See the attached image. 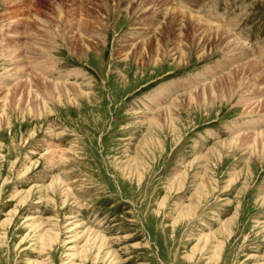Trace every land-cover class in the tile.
<instances>
[{
    "label": "rangeland",
    "instance_id": "1",
    "mask_svg": "<svg viewBox=\"0 0 264 264\" xmlns=\"http://www.w3.org/2000/svg\"><path fill=\"white\" fill-rule=\"evenodd\" d=\"M165 1L0 0V264H264V0Z\"/></svg>",
    "mask_w": 264,
    "mask_h": 264
},
{
    "label": "bare ground",
    "instance_id": "2",
    "mask_svg": "<svg viewBox=\"0 0 264 264\" xmlns=\"http://www.w3.org/2000/svg\"><path fill=\"white\" fill-rule=\"evenodd\" d=\"M114 1V0H113ZM151 1V2H150ZM148 0V2H150V3H152V1L153 0ZM158 1V0H157ZM160 2H161V4H162V0H160ZM149 3V4H150ZM166 3V1L164 0V2H163V4H165ZM167 5H169V2H167ZM166 4H165V7L167 6ZM164 7V8H165ZM175 8V7H174ZM163 10V9H162ZM168 10H169V8H168ZM178 10V9H177ZM176 9H173L172 8V10H170L169 12L167 11V10H164L163 12H164V14L165 15H169V18L172 20V21H179V23H181V21H183L184 19L186 20V24H188L187 25V27H186V25L185 26H182L181 24H179L178 22H176V23H178V24H176V28L174 29L173 27H165L166 29H167V31H166V29H163L164 28V26L162 27V30H160V35L164 32V34L165 33H168L169 34V32L171 31V34H170V36H174V37H178L180 34L181 35H185V37H186V39H190L191 38V40L195 43V44H199L200 42H201V40H202V37L205 35H207L208 34V38H209V34H211L212 32H215V31H218V28H208V27H205V25L204 26H202V24H201V22H199L197 19H194L193 17H188V16H190V15H187V16H184L185 14H183V13H181L180 12V14H178L179 12V10L177 11ZM162 12V13H163ZM180 18V19H179ZM170 21V20H169ZM168 22V21H167ZM201 24V25H200ZM85 26V25H84ZM184 27H186V28H184ZM188 28V30H186ZM17 30V29H16ZM81 30V29H80ZM154 31V30H153ZM19 31L17 30V32L16 33H18ZM176 32V33H175ZM178 32V33H177ZM223 33V32H222ZM221 33V34H222ZM77 34H78V32H77ZM167 34V35H168ZM212 34H214V33H212ZM219 34H220V32H219ZM220 34V35H221ZM228 34V33H227ZM180 35V36H181ZM219 35V36H220ZM224 35H225V33H224ZM159 36V35H158ZM222 36H223V34H222ZM221 36V37H222ZM227 36V35H226ZM77 37V36H76ZM83 37V36H82ZM82 37L80 36V38L82 39ZM182 37V36H181ZM213 37V36H212ZM220 37V38H221ZM166 38L168 39V37L166 36ZM204 38V37H203ZM207 38V37H206ZM216 37H214V39H215ZM219 38V37H218ZM11 39V38H10ZM84 39V38H83ZM82 39V40H83ZM88 39V38H87ZM162 39V38H161ZM223 39V38H222ZM225 39V38H224ZM79 40V39H78ZM178 40L180 41V39H177L176 38V41L178 42ZM206 40V39H205ZM209 40V39H208ZM203 41V40H202ZM222 40H220L219 42H221ZM225 41H226V39H225ZM234 41V40H233ZM232 41V42H233ZM12 42H14L15 44H16V41H13V39H11L10 40V43L9 44H12ZM76 42V41H75ZM74 42V43H75ZM154 42V41H153ZM159 42V41H158ZM213 42V41H212ZM214 42H216V41H214ZM213 42V43H214ZM218 42V41H217ZM216 42V43H217ZM147 43V42H146ZM211 43V42H210ZM223 43V42H222ZM73 44V43H72ZM177 44V43H176ZM194 44V45H195ZM208 44V43H207ZM223 44H225V43H223ZM227 44V43H226ZM76 45H78V44H76ZM92 45V44H91ZM193 45V46H194ZM213 45V44H212ZM219 45V44H218ZM228 45V44H227ZM83 46H85V45H83ZM89 46V45H88ZM144 46H145V44H144ZM217 46V45H216ZM86 47V46H85ZM146 47V46H145ZM151 47V46H150ZM153 47V46H152ZM156 47V46H155ZM6 48H8L7 46H6ZM9 48H11V47H9ZM84 48V47H83ZM162 48L160 47H158L157 48V52H159L160 50H161ZM176 49V48H175ZM179 49V48H178ZM159 50V51H158ZM5 51H6V49H5ZM178 51V50H177ZM8 53L10 52V51H7ZM135 52V51H134ZM85 54V53H84ZM181 54V53H180ZM177 55V54H176ZM251 61V60H250ZM249 61V62H250ZM246 70L248 71V73H249V75L250 76H252V79H253V81L254 80H256V79H261V78H263L264 79V71H260V68L258 67V65L256 64V63H253V62H251V63H249L248 64V67H246ZM43 78V77H42ZM42 78H40V77H37V78H34V79H29V78H26L25 80H24V84H25V86H24V88L25 87H27L28 88V90H26V91H28V99L27 100H32V99H38V98H44V97H46V98H58V99H61V98H64L63 96L64 95H67V93H69L71 90H73V88H75V87H71L70 85H67L66 83H59V82H48L47 80H46V78H44V79H42ZM218 80V79H217ZM240 80V79H239ZM36 81H39L40 83H41V87L40 86H37V84H36ZM38 83V82H37ZM34 84V86H37L38 87V89H35V91H33V89L31 88L32 87V85ZM36 84V85H35ZM240 84V83H239ZM39 85V84H38ZM207 85V84H206ZM232 85V84H231ZM235 85V84H234ZM20 86V85H19ZM213 86V85H212ZM237 86V85H236ZM255 86V85H254ZM18 87V86H17ZM234 87V86H233ZM78 88V87H77ZM221 89V88H220ZM260 90V89H259ZM206 91V90H205ZM204 93V92H203ZM213 93H214V91H213ZM256 93V92H255ZM212 94V93H211ZM259 94V93H258ZM200 95V94H199ZM189 96H191V95H189ZM253 96V95H252ZM206 97V96H205ZM255 98V97H254ZM206 99V98H205ZM255 100H257V98L255 99ZM249 101V100H248ZM165 111V110H164ZM164 111H162V112H164ZM259 134V136H261L260 134H264L263 133V131H262V133H258ZM257 137V136H256ZM256 137H255V139H256ZM253 138V137H252ZM258 139V138H257ZM256 139V140H257ZM257 142V141H256Z\"/></svg>",
    "mask_w": 264,
    "mask_h": 264
}]
</instances>
